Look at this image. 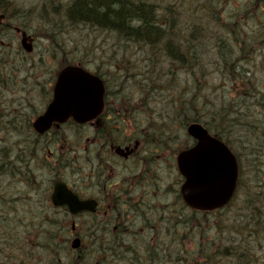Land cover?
<instances>
[{"label": "trees", "instance_id": "1", "mask_svg": "<svg viewBox=\"0 0 264 264\" xmlns=\"http://www.w3.org/2000/svg\"><path fill=\"white\" fill-rule=\"evenodd\" d=\"M176 1H62L68 20L53 27L50 19H47V30L42 35L46 38V47H50V52L40 55L38 61L48 62L52 55L63 67L71 63L86 66L90 63H105L102 62L105 59L107 64L112 65L111 72L102 67L104 64H96L94 70L110 74L114 92L115 89H121L126 96L132 95L134 102L139 98H147L161 112L158 119L162 125L159 126H166L162 131L167 132V126H170L171 155L175 156L177 150L189 147L192 139L187 133L188 125L200 123L223 140L238 158L240 178L236 196L243 204L238 211L247 208L255 218L254 224L218 228L221 234L226 231L231 235L225 240L229 245L223 252L215 251V246L210 245L208 250L211 251L205 256L202 250L206 244L197 243L188 250L184 245L186 233L190 231V239L201 236V224L211 228L212 220L208 216L219 211L200 213V218H196L197 212L193 211L187 218V207L177 191V205L173 211L178 212L170 217V226L183 232L181 241L162 248L145 244L139 249L134 246L121 248L117 252L121 264H187L191 259L197 262L209 259L213 264H217L218 260H227L229 264H260L257 252L260 233L264 230V213L257 209L259 198L255 195L259 177L256 167L261 164L264 167V19L260 18L263 17V0H253L249 4L245 1L244 5L239 2L231 6L233 15L224 25L221 24L220 13L230 11L225 0H212L207 6L202 5V12L198 10L197 14L193 12L195 9L192 11L191 3L185 7V3L180 5ZM215 4L225 8V12H217ZM61 5L51 1L50 6L55 8ZM255 12L262 21L260 30L247 32L243 22H247L250 14L254 15ZM189 14L190 19L185 20ZM69 17L76 20H70ZM218 24L232 31L233 36H223L222 30L216 27ZM102 34L106 38L100 44L103 58L94 50ZM91 39L96 42L92 44ZM90 45L93 47H87ZM257 51L260 53L257 54ZM17 62L22 60H15V65ZM14 68L11 67V71ZM10 79V84L16 81L12 75ZM4 88L5 84L0 78V90ZM129 88L133 90H127ZM126 91H131V94ZM7 105V101H0V127L7 126L10 112ZM7 151V134L0 130V206L5 209L8 208V202L12 204L13 201L5 181L7 176H11ZM248 166L251 176L243 181ZM13 180V189H18L20 183ZM35 187L29 186L30 190ZM24 194L27 192L21 194L23 199L26 198ZM24 200L31 203L29 199ZM178 205L180 210L176 209ZM10 208L0 212L5 214L0 215V233L12 232L19 224L14 219L20 216L10 212ZM10 214H13L12 218ZM33 217L39 220L40 228L44 221L45 253L44 258L38 254V262L30 259V264H74L73 261L61 262L63 255L71 251L68 223L72 216L65 212L31 216L29 229L35 228ZM82 248L88 250L95 264H103L111 257L105 246L93 247L86 239ZM31 251L33 253L34 248Z\"/></svg>", "mask_w": 264, "mask_h": 264}, {"label": "flooded vegetation", "instance_id": "2", "mask_svg": "<svg viewBox=\"0 0 264 264\" xmlns=\"http://www.w3.org/2000/svg\"><path fill=\"white\" fill-rule=\"evenodd\" d=\"M51 1L61 2L0 0V74L14 68L15 60H22L11 75L25 78L24 82L16 79L22 85L17 91L3 81L0 101H7L11 113L7 126L0 130L7 134L10 177L20 183L14 191L37 198L29 199L31 203L18 199L10 212L70 213L68 207H57L52 200L56 184L63 182L80 199L90 201L92 209L80 214L88 218L87 243L91 246H105L113 234L143 230V225L155 232L159 225L170 224V126L167 132L154 128L149 112L138 110L140 98L134 102L132 95L126 96L121 89L114 92L110 74L94 72L105 86L101 112L92 114L86 123L72 118L54 122L44 133L34 126L54 98L62 69L61 63L34 62L50 52V47L39 45L44 38L40 24L50 17L45 5L50 6ZM24 35L32 38L31 52L22 43ZM30 185L36 187L30 190ZM11 234L0 233V264H13L14 251L15 258L21 252L13 249ZM130 241V245L146 243L132 236ZM22 251V264H30L23 245Z\"/></svg>", "mask_w": 264, "mask_h": 264}, {"label": "water", "instance_id": "3", "mask_svg": "<svg viewBox=\"0 0 264 264\" xmlns=\"http://www.w3.org/2000/svg\"><path fill=\"white\" fill-rule=\"evenodd\" d=\"M25 44V43H24ZM31 50L32 47L28 46ZM102 81L78 65L64 67L57 79L54 99L35 123L39 132L54 121L64 122L74 117L80 122L90 117L93 106L103 105ZM188 133L197 143L182 150L177 157L178 168L184 177L181 194L184 201L197 210H214L227 205L234 196L238 181V162L230 148L210 135L200 124L188 127ZM55 205H67L73 214L89 210V201H81L58 183L53 194ZM72 248L81 247V239L72 241Z\"/></svg>", "mask_w": 264, "mask_h": 264}, {"label": "rangeland", "instance_id": "4", "mask_svg": "<svg viewBox=\"0 0 264 264\" xmlns=\"http://www.w3.org/2000/svg\"><path fill=\"white\" fill-rule=\"evenodd\" d=\"M62 1H69V0H62ZM245 1H248L247 4H249L251 1L253 0H225L226 3H228V9L230 10L231 9V6L233 5H237L239 4V2H241L242 5L245 4ZM209 2H212V0H177L176 1V4H180L182 5L183 3H185V7H189L190 3L192 4L191 6V9L193 11V9H195L193 12L195 14H197L198 10H200V13L202 12V5H208ZM216 5V4H215ZM222 6H220L219 4L215 6V9L218 11H221V12H225V8H221ZM228 10V11H229ZM227 12V10H226ZM263 12V14H262ZM260 14H262L263 17H260L262 19H264V11H262ZM220 15L223 17L224 14L220 13ZM187 18L190 19V14L187 15ZM248 21L247 22H243V27H244V30L247 31V32H250V31H259L260 30V25L262 24L260 22V19H259V16H258V13H251L250 16L248 17ZM183 22L185 23L184 19H183ZM43 31H46V28L41 29V33ZM92 37V36H91ZM92 41V44H94L96 41L95 39H91ZM106 41V38L104 37V34H102L101 36H99V40L96 42V45L95 46V53H97L98 56L102 57L103 56L101 54H104V52H100L102 51L100 48H101V43L102 42H105ZM44 42L46 43V38L44 37L43 40H41V43ZM77 43V42H76ZM75 43V44H76ZM77 45H81L84 47V45L82 44H77ZM46 45H43V47H45ZM80 46V48H81ZM87 47H93V45H90V46H87ZM99 50V52H98ZM89 55V54H88ZM40 56V55H39ZM91 56L89 55V58ZM39 59H36L34 62H39L38 61ZM48 62H51V63H56L57 60L53 59L52 55L51 57L48 59ZM102 62H105V63H90V65H88V68L92 69V68H95L96 67V64H104L102 65V67H104L105 69H107L108 71L111 72V68H112V65L111 64H107L105 59H102ZM47 63V62H45ZM37 70L39 72H41L42 70L39 68H37ZM5 72V71H4ZM20 78H16V79H19L21 81H25V78L24 76H19ZM41 78V77H40ZM9 81L11 83V80H10V76L6 79H3V81ZM19 85V86H17ZM20 82L19 81H14L12 84L9 85V87H15V91L19 90L20 88H22V85L20 86ZM129 87H132L131 85ZM127 90H133L132 88H129ZM131 91H126L127 94H131L130 93ZM3 102L5 100H2ZM148 116L150 117V119H152V121L150 123H152V125L154 126H157L159 129H163L165 128L166 126H159V125H162L161 124V121H159L158 119V115H155V113L152 111V112H149ZM154 121V123H153ZM165 121V120H164ZM171 151V150H170ZM175 156L171 155L170 154V217L171 216H174L176 215V213L178 212V210H174L175 207H176V192L178 191L179 192V186L178 185V181H179V172L177 170V167H176V161H175ZM264 158V153L262 154V159ZM264 160V159H263ZM257 170H258V176H259V172H262L263 173V170H264V167L261 165L257 166L256 167ZM245 174H246V177H243V181L245 179H249L250 176H251V171H250V168L249 166L245 169ZM245 176V175H244ZM6 183L8 184V188L10 190V194H12V204L15 203L18 199H23L21 197V195L18 193V192H15L13 187L15 185L14 183V180L10 177V176H7V178L5 179ZM177 182V184H176ZM258 195V196H256ZM255 195V197H258L259 198V194L257 193ZM261 197L264 201V193H261ZM238 198V197H237ZM236 198V199H237ZM15 199V201H14ZM24 199H34L36 200L37 198L34 196V195H30ZM12 204H10L8 202V208L12 206ZM242 204V202H240V199H237L234 201V203L228 207L226 210L222 211L220 214H216V215H220L218 218L220 217H225V216H231L232 214H234L235 212L238 211V208L240 207V205ZM243 205V204H242ZM5 209V208H2L0 206V212L1 211H7L8 210ZM176 209H179V205ZM241 210H247V212L249 211L247 208H242L240 209ZM191 212L192 211H186L185 210V214L188 215L187 218L190 217L191 215ZM35 214V215H34ZM49 214V213H47ZM0 215H5V214H0ZM36 215H39L38 213H30V214H23V213H20L18 214V216L20 217H17V219H20L23 218L26 223L28 221H30V223H32V218L31 216H36ZM51 215V214H50ZM197 213V215H195L196 218H200L201 216ZM216 215L215 214H210L208 217L212 220L214 217L216 218ZM13 214H10L9 217L12 218ZM34 220V227L35 228H32V229H28L25 222H24V225H21L19 224V227L15 228L16 230H13L12 233L9 238L12 239L14 241V244H12L13 246V249H17V250H21L20 254L18 255L17 258H15V255L17 256V252L14 251V263L13 264H22V261L24 260V257H23V251H22V245L25 249V256L29 257V262H30V259L33 260L34 262H38V254L40 255L41 258H44V248H43V244L45 242V235H46V228H45V224H44V221H42V228L38 227V222L39 220L37 221L36 220V217H33ZM204 218V217H203ZM202 218V219H203ZM28 219V221H27ZM38 227V228H37ZM29 230L31 231V233L29 232ZM28 232H29V236H28ZM187 236L185 237V241H184V245L187 246V249L190 250L192 248V246H195L194 243H197V244H201V245H205L206 244V248L208 249L210 245H214L215 246V251H221L223 252L225 247L227 246V242H225V238L224 237H231V235L229 234L228 235V232L226 231H223L222 234L219 230H213L211 233L209 234H202L201 236H196L194 237V239H190V231H188L187 233ZM232 238H235V237H232ZM154 246V245H153ZM170 246V245H168ZM167 246V247H168ZM156 247V246H155ZM34 248V252L32 253L31 249ZM159 248H162L159 247ZM87 249H88V246H87ZM29 250H30V253L29 254ZM218 253V252H217ZM33 254V255H32ZM219 256V254H217ZM257 258L260 262V264H264V230H262V232L260 233V243H259V246H258V252H257ZM150 264H157V263H153L151 262ZM163 264V263H162ZM169 264H172V263H169ZM187 264H205L202 260H199L198 262L191 259L188 261ZM217 264H229V262L227 260H224V261H221V260H218L217 261Z\"/></svg>", "mask_w": 264, "mask_h": 264}, {"label": "bare ground", "instance_id": "5", "mask_svg": "<svg viewBox=\"0 0 264 264\" xmlns=\"http://www.w3.org/2000/svg\"><path fill=\"white\" fill-rule=\"evenodd\" d=\"M73 1V0H71ZM141 1V0H140ZM59 5H61V2L59 1ZM225 4H223L224 6ZM262 7L264 8V0L261 3ZM45 9L47 11H49L50 13V17L46 18L42 24H40V29H44L47 27V19H50L51 21V25L54 27L56 26L58 23H60L61 21L64 20H68V17L64 14V9H63V5L58 6L57 8H52L51 6H49V4L45 5ZM231 14L233 15V12L230 10L229 12H225L224 16L221 18V24L224 25L227 21L231 20ZM77 15V14H76ZM70 20H76V18H72L69 17ZM185 20H189L187 17L184 18ZM219 26V27H218ZM218 26H216L220 31L221 34L223 36H229L232 37L233 36V32L232 31H227V29L221 27V25L218 24ZM121 31H124V28H121ZM47 30V29H46ZM46 43L42 42L39 46H43ZM259 54L260 51H257ZM10 69V68H9ZM12 70V69H11ZM11 70H6L5 72L0 74V78L1 79H6L8 78L11 73L13 71ZM138 110L144 112H154L155 115H159L161 112H159L156 107L154 106L152 101H149L147 98L143 99L141 98L140 101L138 102ZM42 149L38 152L41 153ZM63 168H66V165L63 164L62 165ZM87 175H84V177L82 179L83 183L86 184L87 183ZM82 183V184H83ZM84 187V185H83ZM256 189H257V193L259 194V199H258V204H257V209L262 210V212L264 213V201L261 197V193H264V172H259V177L257 179V184H256ZM238 195L235 197L237 198ZM236 199H234L233 201H235ZM231 202L229 205H226L222 208H219L216 211H219L216 214H220L222 211L226 210L228 207H230L232 205ZM88 210H84L81 211L77 214H75L68 223V227L70 228V230H74L77 233H79L84 239L88 240V228H87V222H88V218L86 215H82L80 213L82 212H86ZM215 214V215H216ZM220 215H216V218L214 217L212 219V227L208 228V226H206V224L202 223L201 224V228H202V234H209L211 233L213 230H217L218 228H232L235 227L236 225H243L245 223H255V218L251 215V213L247 210H241V211H237L234 214H232L231 216H225V217H220L218 218ZM15 221H17L19 224L24 225V222L28 226V228H31V223L30 221H28L27 219V223L24 219L20 220V219H14ZM15 221H11L12 223ZM24 221V222H23ZM204 221V220H203ZM86 225V227H85ZM143 230L140 229H135V230H129L128 232L125 231H121L118 234H113L109 239H108V244L105 245V248H107V250L110 252V259L109 261H105L103 264H121V260L119 258V256L117 255V252L124 247H130V246H134L133 248H141V245H130L131 241H130V237L132 236L134 238V240L137 241H141V242H146L145 246L148 245H154V246H168V245H172L175 244L177 242H180L182 237H183V232L179 229H175L173 227L167 224H161L159 225V227L155 230V232H149L147 230H145V226H142ZM225 240H227V238L229 237H224ZM229 245V243L227 242V246ZM226 246V247H227ZM96 247L101 248V246L99 244L96 245ZM225 247V248H226ZM71 248L70 252H67L65 255H63L61 262L62 263H67L69 261H73L74 264H95L90 256L88 255V250L87 249H83L82 246L78 249L75 248ZM211 251V249H207L206 247H203L202 253L206 254L205 256H207V254ZM99 262V261H98ZM205 264H213L209 259L204 262ZM98 264V263H97ZM182 264H186L185 262H183Z\"/></svg>", "mask_w": 264, "mask_h": 264}]
</instances>
